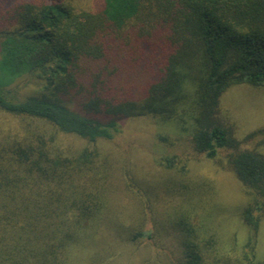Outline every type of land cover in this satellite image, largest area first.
I'll use <instances>...</instances> for the list:
<instances>
[{
	"label": "trees",
	"instance_id": "1",
	"mask_svg": "<svg viewBox=\"0 0 264 264\" xmlns=\"http://www.w3.org/2000/svg\"><path fill=\"white\" fill-rule=\"evenodd\" d=\"M9 14L0 31V264L96 262L78 254L109 220L114 169L104 146L135 118L170 129L155 131L164 147L182 143L208 159L225 151L244 194L242 241L234 233L225 242L210 187L188 180L177 156L155 158L176 174V208L158 223L178 241L174 264H264V156L241 148L219 107L230 87L264 88V0H95L87 9L31 0ZM22 77L34 84L18 96L7 86ZM256 136L264 145V128L244 141ZM147 190L157 203L158 184Z\"/></svg>",
	"mask_w": 264,
	"mask_h": 264
},
{
	"label": "rangeland",
	"instance_id": "2",
	"mask_svg": "<svg viewBox=\"0 0 264 264\" xmlns=\"http://www.w3.org/2000/svg\"><path fill=\"white\" fill-rule=\"evenodd\" d=\"M24 1L31 0H0V31L10 27L9 9ZM93 1L76 0L86 9L93 7ZM29 82L22 77L7 88L16 91L18 96H25L33 88L34 83ZM219 107L233 126L234 137L241 142V148L256 150L264 156V145L259 143L260 136L244 141L248 135L264 128V88L245 85L230 87L221 96ZM155 129L154 123L148 118L125 120L121 124V133L104 146L111 154L114 169L109 220L100 228L94 242L88 243L87 248L78 254L83 256L89 253L92 255L90 257H98L93 264H174L178 252L177 239L166 236V232L158 234L161 226L158 223L161 222L165 228V219L176 208L177 202V195L172 193L176 188L171 190L173 185L168 182V179H176V174L156 166L153 161L165 156L175 155L186 162V178L192 183H204L213 191L214 225L223 236V241H228L234 233L236 241H242L244 231L241 230L239 212L245 198L240 184L226 164V152L219 151L214 159H208L203 154L191 153L182 143L171 148L164 147L156 141L155 131L158 135H171V130L158 127L157 133ZM124 173L131 174L138 186L128 188L126 184L130 182ZM157 184L156 203V198L147 189ZM137 192L138 197L135 196ZM146 202L151 203L153 215L145 208ZM118 228L127 230V233L117 234ZM147 231L153 232L151 239L141 238L135 243L127 241L132 236L128 237L127 234ZM256 254L264 259V212L260 220Z\"/></svg>",
	"mask_w": 264,
	"mask_h": 264
}]
</instances>
